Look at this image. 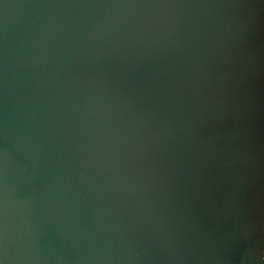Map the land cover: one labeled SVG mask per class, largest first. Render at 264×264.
Instances as JSON below:
<instances>
[{
  "label": "water",
  "instance_id": "95a60500",
  "mask_svg": "<svg viewBox=\"0 0 264 264\" xmlns=\"http://www.w3.org/2000/svg\"><path fill=\"white\" fill-rule=\"evenodd\" d=\"M3 264H264V0H0Z\"/></svg>",
  "mask_w": 264,
  "mask_h": 264
},
{
  "label": "snow or ice",
  "instance_id": "6c2138e0",
  "mask_svg": "<svg viewBox=\"0 0 264 264\" xmlns=\"http://www.w3.org/2000/svg\"><path fill=\"white\" fill-rule=\"evenodd\" d=\"M0 264H3V261L2 260H0Z\"/></svg>",
  "mask_w": 264,
  "mask_h": 264
}]
</instances>
